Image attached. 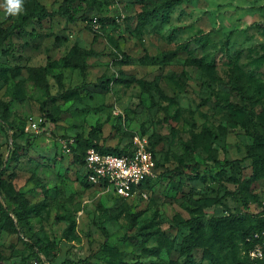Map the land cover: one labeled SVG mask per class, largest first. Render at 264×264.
<instances>
[{
    "label": "rangeland",
    "instance_id": "obj_1",
    "mask_svg": "<svg viewBox=\"0 0 264 264\" xmlns=\"http://www.w3.org/2000/svg\"><path fill=\"white\" fill-rule=\"evenodd\" d=\"M35 1L23 0L21 13L54 14L40 13L0 47V264L245 257L241 228L223 231L212 219L264 214V168L250 157L254 121L264 134V0H181L169 19L143 28L138 0H73L75 21L57 13L63 0ZM21 13L0 0L5 26ZM75 44L99 55L84 62L78 53L67 66ZM136 134L155 144L158 176L124 197L88 183L77 139L123 147ZM186 220L214 237L190 249Z\"/></svg>",
    "mask_w": 264,
    "mask_h": 264
},
{
    "label": "trees",
    "instance_id": "obj_2",
    "mask_svg": "<svg viewBox=\"0 0 264 264\" xmlns=\"http://www.w3.org/2000/svg\"><path fill=\"white\" fill-rule=\"evenodd\" d=\"M138 1L143 6L142 10H140L137 13L138 25L141 28H143L154 17L160 20H163V21L169 19L173 8L181 0H138ZM72 2L73 0H63L57 13L63 15L64 17H67L68 19L72 21H75L76 19H78V17L75 16V12L73 11V8H71ZM35 3H39L38 0H36ZM54 12L55 11H49L46 7H42L41 9H36L35 7H32L28 11H24L23 13H21L19 16V20L14 25L9 26V27L5 26L4 22L0 20V47L6 43V41L11 37V35L17 28L23 27L31 19H35L36 17H38L40 13H43L44 15H49V14H54ZM186 44L187 43L182 45V48L166 50L164 52L163 59L166 61L171 60L173 57L179 54L180 49L187 47ZM78 53H81L83 55L84 62L89 56L99 55V53L92 48H83L75 44L72 46L70 52L64 58L65 65L67 66L77 65ZM186 63L199 64V62H197L195 58L187 59ZM131 80H134V81L137 80L138 82H144L143 79L136 78V77H132ZM243 109L246 112L250 113L251 115L253 114L252 111H249L244 107ZM53 118L55 120L57 119V117H53ZM0 121H2L1 117H0ZM254 130L256 133V137L254 140V147L256 148V151H254L253 153H250L251 154L250 157L253 158L254 163L258 162V169H263L264 168V134L259 131L256 121H254ZM77 141L79 143L76 146L75 150L77 153L78 160L82 165L85 163V155H86L87 149L92 146L96 147L97 149L101 151H105V152L108 151V152H114V153H122L126 151L125 147L121 148L118 146L100 144L98 142H95L92 138L85 139V138L80 137L77 139ZM150 143L152 145L153 151L155 152V144L151 141V139H150ZM236 160L237 159L232 160L229 163L233 164ZM157 162L159 166V160ZM6 163H7V160H3V161L0 160V182H1L2 176L6 169ZM84 177L87 180V177L85 174H84ZM153 179L154 178H148L142 183L141 186L147 185L148 183L152 182ZM88 183L90 182L88 181ZM112 195H115V194H112ZM116 196L124 197L122 195H116ZM244 204L248 206L247 202H245ZM0 206H2L1 199H0ZM212 220H213L212 224L214 225V227L217 228L221 226L223 231L233 226L241 228L240 235H241V238L246 243L245 249H247V252H246L247 254L245 257L242 258L238 254L235 253L233 264H262L264 263V259H252L249 256L248 251L252 243L249 242L247 239L254 232L264 228V214L256 215L251 212H247L244 214L234 215L232 213H229L228 215L215 216ZM184 223L191 226L190 242L188 244L190 249H194V247L198 245L200 241L212 239L215 235L214 230H209V228L206 229L205 225L201 222L191 224V221L186 220L184 221ZM107 240L108 238L106 237V243H107ZM217 251L220 254H225L227 251H229V245L227 243H224L217 247ZM207 254H208V257L214 262V264H221L218 253H214L208 250ZM189 261L192 264H194L193 259H190Z\"/></svg>",
    "mask_w": 264,
    "mask_h": 264
},
{
    "label": "built area",
    "instance_id": "obj_3",
    "mask_svg": "<svg viewBox=\"0 0 264 264\" xmlns=\"http://www.w3.org/2000/svg\"><path fill=\"white\" fill-rule=\"evenodd\" d=\"M123 147L126 151L122 153L105 152L94 146L87 149L84 174L92 185L104 193L127 196L135 192L145 180L158 175V157L148 136L136 134L131 144ZM247 239L252 243L249 256L252 259H264V228Z\"/></svg>",
    "mask_w": 264,
    "mask_h": 264
},
{
    "label": "clouds",
    "instance_id": "obj_4",
    "mask_svg": "<svg viewBox=\"0 0 264 264\" xmlns=\"http://www.w3.org/2000/svg\"><path fill=\"white\" fill-rule=\"evenodd\" d=\"M5 9L9 15H17L23 11V0H5Z\"/></svg>",
    "mask_w": 264,
    "mask_h": 264
}]
</instances>
